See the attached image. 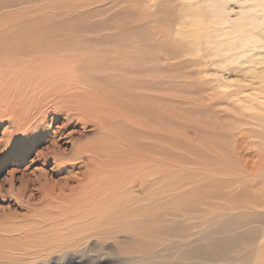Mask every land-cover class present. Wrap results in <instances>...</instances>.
<instances>
[{
    "label": "bare ground",
    "instance_id": "bare-ground-1",
    "mask_svg": "<svg viewBox=\"0 0 264 264\" xmlns=\"http://www.w3.org/2000/svg\"><path fill=\"white\" fill-rule=\"evenodd\" d=\"M146 3L0 0V142L24 163L48 143L37 158L54 166L38 168L28 224L4 230L1 244L27 241L23 255L44 261L94 241L125 254L236 244L243 264H264V155L241 97L264 95V0H241L231 28L225 5H213L222 20L197 63L248 82L221 91L208 69L205 87V75L187 73L189 84H173L184 81V46H168L171 23Z\"/></svg>",
    "mask_w": 264,
    "mask_h": 264
},
{
    "label": "rangeland",
    "instance_id": "rangeland-1",
    "mask_svg": "<svg viewBox=\"0 0 264 264\" xmlns=\"http://www.w3.org/2000/svg\"><path fill=\"white\" fill-rule=\"evenodd\" d=\"M216 2L225 5L221 15H224L227 24L231 22L230 25H227L230 27L225 26L226 28H231L239 24L238 18L242 11L240 8L245 6V4L241 3V0H147L146 6L144 7L147 11L152 13L157 12L162 19L169 20L171 23V28L166 30L172 38V44L168 46H174V41L184 46L181 52L184 53H182V56H184L183 59L188 64L183 68L184 70L182 69L181 72H183V75L180 76H182L185 82L181 81L180 77H178V80H173V84H177V86L175 85L176 87L178 85L182 87L191 82V79L190 81L188 79L189 82L186 81V73L191 78H194L196 75L199 77L206 76V79L199 78V84L205 87L204 83L208 79L207 69L210 71L212 66H208L207 61H204L203 64L197 63V56L200 55L199 52L201 54L207 52L206 47L203 45L208 38L205 35H207V32L212 31L214 25H216V20H222L221 16L216 17L217 13L213 10V5ZM94 9L97 8L94 7ZM206 9L210 10L206 15L209 16L211 21L201 17L203 14L202 11ZM96 20L100 22L101 18H97ZM150 24L151 26L156 25L155 22ZM198 44L202 45V50H198ZM217 65L219 68L213 67L212 71H217L216 73L219 75L218 83L215 84L216 88L220 85L222 86L219 87V91L222 90L220 88L224 89L225 87L231 89L237 88L239 83L245 82L244 72H240L239 70L229 71L221 65ZM212 71L210 73H213ZM198 72L200 73L198 74ZM174 81L176 82L174 83ZM245 83L248 82L246 81ZM251 92L250 90L248 93L241 95V97L243 99L249 98L250 102H247V105H251L254 108V110H249L247 113L249 119L253 118L252 122L256 124V136L253 138L257 145L256 152L264 155V95L259 91L258 96L256 95L258 99L252 102L251 98L253 99V95ZM257 93H254V96ZM244 111L246 110L244 109ZM62 123L63 119L59 121L57 126H61ZM91 135V133H88V136ZM82 141L86 142V138H83ZM47 144L42 142L37 143L32 153L25 160L27 162L24 163L17 161L15 158H7L6 152L0 142V234H3L4 230H20L22 226L28 224V219H23L24 215L29 212L25 206L26 194L32 188V190L35 189L32 181L39 175V172H37L38 168H44L52 175L51 169L54 167L53 164L45 165L43 160H38L37 158L39 151L42 152L48 146ZM34 159L36 160L32 163L31 161ZM259 178L261 180L264 179L263 168L260 170ZM29 215L31 216L30 213ZM1 242L0 259L4 260V264H243L239 259L238 246L236 244L219 246L196 244L195 242L192 244H158L150 247L143 253L125 254L119 250V247L110 242L104 244L94 241L62 254H54L51 259L47 260L50 262H47L41 259V257L37 259L32 256L31 251H27L23 255L20 249L30 248L27 241H21L20 244H15V249H13L14 247L11 244H1ZM187 253H191V256L189 255L188 257Z\"/></svg>",
    "mask_w": 264,
    "mask_h": 264
}]
</instances>
